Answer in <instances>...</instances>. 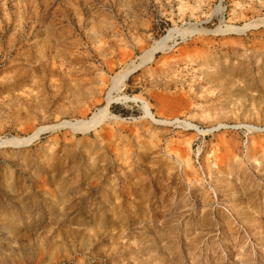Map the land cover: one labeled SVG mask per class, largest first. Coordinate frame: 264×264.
Listing matches in <instances>:
<instances>
[{"label": "rangeland", "instance_id": "rangeland-1", "mask_svg": "<svg viewBox=\"0 0 264 264\" xmlns=\"http://www.w3.org/2000/svg\"><path fill=\"white\" fill-rule=\"evenodd\" d=\"M0 25V264H264V0H0Z\"/></svg>", "mask_w": 264, "mask_h": 264}, {"label": "bare ground", "instance_id": "bare-ground-1", "mask_svg": "<svg viewBox=\"0 0 264 264\" xmlns=\"http://www.w3.org/2000/svg\"><path fill=\"white\" fill-rule=\"evenodd\" d=\"M26 1V0H25ZM23 3V2H22ZM26 4V3H25ZM7 17V16H6ZM9 20V19H8ZM18 22V21H17ZM1 26V25H0ZM33 28V27H32ZM176 32L174 29L170 30L167 35L162 37L160 40L154 42L148 49H146L142 55L139 57V62L133 63L132 65L127 66L125 69L119 71L113 76V83L114 87H121L125 81L129 78V76L132 74V72L141 66L142 64H145L146 62H150L153 60L155 54L157 51L165 49L167 47L168 42L172 39ZM113 89V88H112ZM114 101L110 96L107 98V103L104 108H102L99 111L94 112L90 118L88 119H82L78 120L76 122H67L65 124L69 125V127L76 129V130H88L91 128L97 127L99 124L104 121V114L108 112L109 104ZM146 112L155 120H157L154 117V114L152 113L149 105H146ZM106 119V118H105ZM152 121H154L152 119ZM155 122V121H154ZM160 122V121H159Z\"/></svg>", "mask_w": 264, "mask_h": 264}, {"label": "water", "instance_id": "water-1", "mask_svg": "<svg viewBox=\"0 0 264 264\" xmlns=\"http://www.w3.org/2000/svg\"><path fill=\"white\" fill-rule=\"evenodd\" d=\"M137 70V69H136Z\"/></svg>", "mask_w": 264, "mask_h": 264}]
</instances>
